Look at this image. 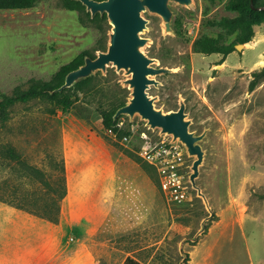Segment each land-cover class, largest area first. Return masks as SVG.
Masks as SVG:
<instances>
[{
  "label": "rangeland",
  "instance_id": "rangeland-1",
  "mask_svg": "<svg viewBox=\"0 0 264 264\" xmlns=\"http://www.w3.org/2000/svg\"><path fill=\"white\" fill-rule=\"evenodd\" d=\"M193 1L190 9L172 5V34L164 35L161 19L144 12L147 23L141 36L148 39L144 53L158 62L153 65L170 70L156 76L158 86L148 89L155 107L176 110L182 98L190 131H205L196 184L213 216L196 241L191 239L209 212L188 179L194 158L180 144L177 173L186 194L176 203L163 192L156 167L142 156L170 138L138 116L118 118L121 134L101 126L100 111L129 98L130 90L121 84L127 78L123 71L110 66L71 90L75 100L67 113L50 114L46 99L32 100L15 104L10 119L0 123L4 200L28 205L29 199L48 195L39 178L8 157L7 148L28 167L41 170L44 179L58 176L62 164L65 168L64 117L84 120L128 159L121 169L119 198L99 237L108 242L111 257L98 264H122L127 256L143 264H264V75L256 76L264 69V13L252 39L236 49L237 32L218 25L239 14L228 8L231 0ZM98 16L92 18L85 7L68 10L61 0H37L30 9L0 11V99L16 87L27 89L33 80H50L82 53L94 58L105 51L111 25L106 15ZM202 35L233 44L234 50L226 56L199 52L194 42Z\"/></svg>",
  "mask_w": 264,
  "mask_h": 264
},
{
  "label": "crops",
  "instance_id": "crops-1",
  "mask_svg": "<svg viewBox=\"0 0 264 264\" xmlns=\"http://www.w3.org/2000/svg\"><path fill=\"white\" fill-rule=\"evenodd\" d=\"M66 195L52 223L0 201V264H98L127 158L84 120L62 118Z\"/></svg>",
  "mask_w": 264,
  "mask_h": 264
},
{
  "label": "water",
  "instance_id": "water-1",
  "mask_svg": "<svg viewBox=\"0 0 264 264\" xmlns=\"http://www.w3.org/2000/svg\"><path fill=\"white\" fill-rule=\"evenodd\" d=\"M80 2L93 18L95 15H106L111 25L108 33V43L105 51H99L96 57L84 56L83 63L76 69L69 71L63 84L53 92H61L72 88L78 82L92 77L97 72L106 73L108 67H114L116 72L123 71L126 79L121 80L123 86L128 87L130 95L127 103L116 109L114 120L124 115L130 120L138 116L146 122L152 130H159V135L170 138L171 143L181 144L186 154L194 158L190 166L189 182L202 199L209 216L201 222L200 230L191 239L196 241L198 236L205 230L206 221L213 212L208 200L196 184L199 168L204 160V150L200 141L205 136V131L196 135L190 131V120L185 112V102L179 98L178 108L172 111H163L154 105L155 98L148 94L151 86H158L155 77L170 72L168 68L155 67L157 60L148 57L144 53V47L148 39L141 36L146 29L144 12L157 15L161 19L162 33L172 34L174 12L172 5H178L190 9L194 5L193 0H74ZM243 44L237 45L240 49Z\"/></svg>",
  "mask_w": 264,
  "mask_h": 264
},
{
  "label": "trees",
  "instance_id": "trees-1",
  "mask_svg": "<svg viewBox=\"0 0 264 264\" xmlns=\"http://www.w3.org/2000/svg\"><path fill=\"white\" fill-rule=\"evenodd\" d=\"M37 0H0V11L3 10H26L34 6ZM64 8L68 10H83L84 7L80 2L74 0H61ZM101 1V0H97ZM231 10H237L238 15L233 18H224L218 21L219 27L229 32H237L236 41L240 44L249 42L254 35V26L260 20L264 13V0H231L228 4ZM99 18L98 14L95 19ZM177 24V21L176 23ZM194 48L203 53H218L223 56L228 55L234 50L233 44L219 43L218 40L200 36L194 42ZM82 53L77 56L68 65H64L60 70L48 81L33 80L27 89L16 87L10 95H2L0 99V123H6L10 119V109L17 103H27L32 100L46 99L52 108L48 109L50 114H55L56 111L67 113L73 108L75 99H72L71 90L80 89L87 84L91 77L78 82L73 88L64 89L61 92H53L63 84L65 75L76 69L83 63L84 55ZM264 69L256 76H263ZM125 103H120L112 109H102L100 111L101 126L105 130H112L113 133H122V130L117 127L119 119L113 118L116 109L123 106ZM114 146H116L113 143ZM7 155L13 161L19 163L22 169L30 170L31 173L41 180V184L48 191V195L43 198L29 199L28 205L19 204L13 200L0 201L5 202L17 209L26 211L37 217L46 219L52 223L58 221L60 212V203L66 195V180L65 168L62 164L59 175H53L49 180L44 179V173L34 167H28L20 158V155L12 148H7ZM264 198V194L261 195ZM122 264H143L134 257L127 256Z\"/></svg>",
  "mask_w": 264,
  "mask_h": 264
},
{
  "label": "built area",
  "instance_id": "built-area-1",
  "mask_svg": "<svg viewBox=\"0 0 264 264\" xmlns=\"http://www.w3.org/2000/svg\"><path fill=\"white\" fill-rule=\"evenodd\" d=\"M119 127V125H117ZM113 133L112 130H108ZM126 140V138H124ZM183 148L179 143H171L168 139L149 150H145L142 156L148 163L155 166L163 192L167 197L176 203L185 200V190L181 188V179L177 173L179 168V159Z\"/></svg>",
  "mask_w": 264,
  "mask_h": 264
}]
</instances>
